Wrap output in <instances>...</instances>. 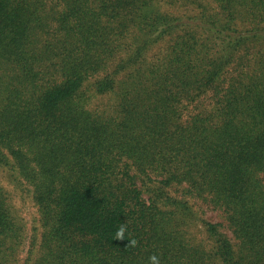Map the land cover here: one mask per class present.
<instances>
[{
    "label": "trees",
    "instance_id": "trees-1",
    "mask_svg": "<svg viewBox=\"0 0 264 264\" xmlns=\"http://www.w3.org/2000/svg\"><path fill=\"white\" fill-rule=\"evenodd\" d=\"M0 170V264H264V0H0Z\"/></svg>",
    "mask_w": 264,
    "mask_h": 264
},
{
    "label": "rangeland",
    "instance_id": "rangeland-1",
    "mask_svg": "<svg viewBox=\"0 0 264 264\" xmlns=\"http://www.w3.org/2000/svg\"><path fill=\"white\" fill-rule=\"evenodd\" d=\"M0 178H5V174L2 170H0ZM4 180V179H3ZM7 180H4L6 182ZM8 184V183H7ZM10 197L12 198V204L14 206L15 213L19 216V219L22 220L25 224L27 231V240L24 244V251L22 253V257L27 256L28 251V243L30 234H32V230L34 227L39 226V215L36 206L32 202V199L29 198L27 193L24 191H19L15 186L8 184ZM205 218L213 221V222H222L223 218L218 212H214L207 207H205ZM23 258V259H24Z\"/></svg>",
    "mask_w": 264,
    "mask_h": 264
},
{
    "label": "clouds",
    "instance_id": "clouds-1",
    "mask_svg": "<svg viewBox=\"0 0 264 264\" xmlns=\"http://www.w3.org/2000/svg\"><path fill=\"white\" fill-rule=\"evenodd\" d=\"M123 231H124V229L121 228L120 231H119V233H118V236H121V237H122V235H123ZM132 243H134V242H132ZM151 260L154 262V264H157L158 258H157L155 255H153V256L151 257Z\"/></svg>",
    "mask_w": 264,
    "mask_h": 264
}]
</instances>
